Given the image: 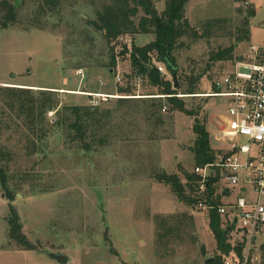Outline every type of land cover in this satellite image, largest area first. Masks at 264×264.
<instances>
[{
	"label": "rangeland",
	"instance_id": "rangeland-1",
	"mask_svg": "<svg viewBox=\"0 0 264 264\" xmlns=\"http://www.w3.org/2000/svg\"><path fill=\"white\" fill-rule=\"evenodd\" d=\"M152 1V8L158 10L157 15L161 14L166 0ZM245 1H188L185 13L192 26L201 29L209 20L225 21L221 26H227L214 27L206 38L187 37L185 45L176 50L181 79L187 82L191 75L201 74L196 80L195 96L186 95V84L179 87L185 95L182 99L186 108L193 109L195 115L171 106L164 112L173 119L167 133L160 127L156 139L134 137L115 142L95 153L66 149L59 135H52L48 144L46 142L49 148L47 157L39 154L31 158L36 169L45 175L37 180L38 184L41 188L52 187L51 191L35 195L17 193L14 200H9L0 188V264H61L48 253L67 254L69 261L66 264H205V260L213 258L217 240L210 228L208 207L200 204L191 207L182 202L169 185L158 181L156 174L162 171L177 173L185 180L183 172H194L196 119L205 124L212 147L220 146L216 134L227 116L228 99L219 100L213 96L214 80L234 71L235 57L213 61L210 54L219 47L236 42L234 34L230 33L234 28L230 26L241 24L246 11L252 8L256 15L249 19V37L236 46V56L245 54L249 44L264 45V0H248L250 5H245ZM108 2L61 0L52 12L45 6L41 16L38 7L40 9L43 0H0V21L7 20V4L13 6L15 15L8 27L0 25V82L26 85L40 92L46 89L58 92L57 89L62 88L76 91L79 86L76 69L67 68V65L79 61L76 55L80 51L74 45L85 41L86 26H95L89 21L98 20V12L103 11ZM145 14L139 7L136 22ZM96 37L98 47L91 62H104L109 56L107 41L101 32H96ZM125 40L131 45L143 46L153 41L154 35L142 33L119 39L115 49L119 56L117 70L122 73L132 71L129 55L118 53ZM84 70L91 81L99 82L100 78L106 77L113 84V75L107 68L106 71ZM98 73L105 76L97 77ZM143 91L150 94L160 92L147 81ZM65 94H60L61 103L72 100L88 104L86 96ZM152 99L161 100L163 106V99L159 97L130 100L142 103ZM12 138V144L19 139L16 135ZM237 141L246 142L248 137L239 136ZM31 161L22 157L19 163L25 169L32 165ZM216 173L218 176L219 171ZM218 193L219 188L217 196ZM240 195L234 190L231 196L221 197V204L234 203ZM13 210L20 216L22 231L40 248H20L11 240L9 219ZM184 211L194 213L198 242L178 243L173 246L171 254L159 256L154 217ZM222 218L227 222L229 217L222 215ZM233 228L231 235L234 234Z\"/></svg>",
	"mask_w": 264,
	"mask_h": 264
},
{
	"label": "trees",
	"instance_id": "trees-1",
	"mask_svg": "<svg viewBox=\"0 0 264 264\" xmlns=\"http://www.w3.org/2000/svg\"><path fill=\"white\" fill-rule=\"evenodd\" d=\"M189 0H166V7L159 15L152 16V0H109L103 11L98 12V20L89 21L95 26H86L85 41H78L74 47L79 49V61L67 68H83L90 70L112 73L116 65V45L124 36H136L142 33H151L154 40L143 46L135 43L131 45L130 61L132 72L143 75L148 79L149 85L157 88L160 92H173V83L161 77L158 69L151 65L152 56L166 64L167 68L178 81V88L182 83L187 85L188 92H193L196 85V75L186 79L180 78L179 65L176 50L185 45L187 37L194 39L206 38L211 30L221 26L225 21L209 20L201 29L191 25L186 18V7ZM61 0H43L38 7L39 15L43 16L44 7L54 11L60 5ZM132 3L134 4L132 6ZM9 13L5 16L6 21H0V25L8 27L9 22L14 21V8L10 4ZM139 7L145 11V15L136 22L135 17L139 13ZM256 15L254 8L246 11L242 23L233 27L230 32L234 34L236 42L225 47H219L210 54L213 61H222L234 58L236 46L245 42L249 37V19ZM42 27V26H41ZM96 32H101L107 41L109 56L104 62H91L98 47ZM111 50V51H110ZM121 55L129 51L128 45L123 43L119 50ZM80 53H82L80 55ZM65 59H67L65 57ZM66 61V60H65ZM85 62V63H84ZM98 73L97 77H101ZM103 75V74H102ZM105 76V75H103ZM96 77V78H97ZM87 84L88 88H95V82ZM60 93L55 90L34 91L31 88L0 86V188L5 197L14 200L17 193L23 195H35L40 192H50L51 188H41L37 180L45 175L37 170L36 164L31 161L36 155L47 157L49 148L46 142L52 135H59L66 149L75 148L84 152H98L104 147L123 140L140 137L152 139L163 127L164 133L171 129L173 124L172 115L165 116L162 113V101L143 100L139 103L128 98L119 99L113 104L90 106L87 103L76 101L61 103ZM169 102L174 109L184 110L190 115H195L193 109L186 108L182 98L172 97ZM194 131L197 134L195 142L196 166L205 165L215 160V150L210 142V134L205 124L195 120ZM19 139L12 144V136ZM164 138L163 136L160 137ZM156 139V138H154ZM30 159L32 165L22 169L20 159ZM185 180L177 173L162 171L156 174L158 181L171 187L173 192L182 202L195 207L202 203L209 206V224L217 240L216 254L211 260H205V264H223V255L232 248V226L223 221L217 206L221 204L222 195L218 193V181L220 176L210 178V183L204 194H199L197 184L199 177L194 173L183 172ZM216 183V186L214 185ZM28 187V190L25 189ZM10 220V238L20 248L38 249L22 231V223L19 214L13 210ZM155 240L159 256H167L173 252V246L178 243L196 244L199 240L194 213L184 211L156 215ZM237 251L242 253V246H236ZM261 261L264 264V244L261 248ZM162 256V257H163Z\"/></svg>",
	"mask_w": 264,
	"mask_h": 264
},
{
	"label": "built area",
	"instance_id": "built-area-1",
	"mask_svg": "<svg viewBox=\"0 0 264 264\" xmlns=\"http://www.w3.org/2000/svg\"><path fill=\"white\" fill-rule=\"evenodd\" d=\"M244 4L250 5V2L246 0ZM125 43L129 51L123 56H130L131 43L128 40ZM118 53L121 54L120 51ZM118 57L116 54V66L111 73L114 92L101 91V88L110 85L104 78L99 79V90H91L86 84L85 70L78 68L75 75L80 84L74 93L86 96L90 106L124 98L159 97L164 102L161 109L163 113L170 110L169 100L172 97L185 96L174 86L173 76L166 64L158 61L154 55L151 65L158 69L162 78L172 81L171 93H144L143 87L148 79L132 71H118ZM214 87L213 96L219 100L228 99L227 116L216 134L220 146L214 149L215 160L195 166L194 173L199 177L197 190L199 194H204L210 178L216 177L218 170L219 193L222 196H231L234 190L241 193L234 203L217 206L221 215L229 217L228 225L234 227V234L231 235L232 248L223 255V264H255L261 260L260 251L264 244V45L249 44L245 54L235 56L234 71L216 78ZM58 92L70 93L64 89ZM186 95L195 96V93L188 92ZM239 136L248 137V141H237ZM237 245L242 246V253L237 251Z\"/></svg>",
	"mask_w": 264,
	"mask_h": 264
},
{
	"label": "water",
	"instance_id": "water-1",
	"mask_svg": "<svg viewBox=\"0 0 264 264\" xmlns=\"http://www.w3.org/2000/svg\"><path fill=\"white\" fill-rule=\"evenodd\" d=\"M158 13V10L156 8H151V15L152 16H156ZM201 77V74H199L196 78V80L198 81ZM174 86L178 87V81L176 80V78L174 77ZM48 144V142H47ZM237 220H235L236 222ZM48 255L56 260L57 262L61 263V264H66L69 261V256L67 254H63V253H48ZM212 259V258H211ZM209 259V260H211Z\"/></svg>",
	"mask_w": 264,
	"mask_h": 264
},
{
	"label": "crops",
	"instance_id": "crops-1",
	"mask_svg": "<svg viewBox=\"0 0 264 264\" xmlns=\"http://www.w3.org/2000/svg\"><path fill=\"white\" fill-rule=\"evenodd\" d=\"M87 75V74H86ZM102 78H104V79H107L108 81H109V83H110V85L107 87V88H101V89H103V90H101V91H109V92H114L115 91V88H114V86H113V84L111 83V81L108 79V78H106V77H102ZM87 79H88V81H87V84L88 83H90V79L88 78V76H87ZM79 84H80V81H79ZM0 85H7V86H13V87H21V88H30V87H27L26 85H18V84H15V83H9V82H0ZM78 88V87H77ZM34 89H37V88H34ZM42 89H44V88H42ZM100 88H99V85H98V82L96 81L95 82V90H99ZM49 90V89H48ZM60 90H63V88L62 89H57V91H60ZM64 90H66V91H70V90H68V89H64ZM56 91V90H55ZM69 94H75L74 93V91H70V93ZM261 252H262V250L260 251V254H261ZM261 261V260H260Z\"/></svg>",
	"mask_w": 264,
	"mask_h": 264
}]
</instances>
